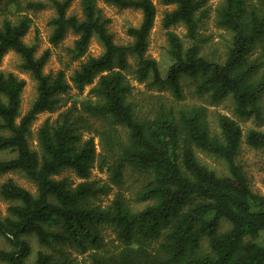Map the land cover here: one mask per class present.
<instances>
[{"label":"trees","instance_id":"obj_1","mask_svg":"<svg viewBox=\"0 0 264 264\" xmlns=\"http://www.w3.org/2000/svg\"><path fill=\"white\" fill-rule=\"evenodd\" d=\"M73 1L0 0V62L7 52H15L19 67L36 85V95L21 115L26 81L0 71V153L6 155L0 157V174L20 173L35 186L33 193L12 179L0 184V196L14 202L6 216L0 214V237L8 244L0 249V262L30 264L32 236L58 255L37 251L31 264H69L65 247L91 250V264H264V195L252 190L237 162L242 143L264 150V130L243 133L235 120L218 114L219 132L211 134L200 109L177 114L160 109L154 118L140 117L127 99L132 86L125 73L130 71L148 87L168 85L176 100L182 99L180 76L197 79V92L207 93L213 103L230 97L239 118L264 126V0H222L216 25L231 38L221 61L200 50L198 30L207 16V0H161L174 6L165 13L163 26L182 24L188 41L186 45L176 33L167 32L171 62L165 75L146 54L156 15L152 0H103L141 12L139 25L126 30L129 44L114 41L96 0H80V15L69 12ZM46 7L54 10L48 21L50 43L60 42L69 30L77 35L68 49L72 59L86 54L93 37L103 48L69 77L62 69L44 73L50 51L37 56L35 44L23 39L31 19L21 11ZM95 80L89 90L93 99L82 100L77 112L70 107L41 123L35 133L39 150L33 149L29 139L37 116L56 111L71 88L80 92ZM95 120L104 122L102 128ZM84 132L99 135L120 157L110 176L114 183L121 182L124 164L148 173L150 180L139 198L149 204L133 210L120 197L103 208L91 204L107 188L88 180L96 144L92 136L84 138ZM194 148L222 160L228 173L219 175L202 164ZM66 168L82 181L73 185L67 177L55 178ZM222 220L229 224L224 231L219 229ZM104 225L116 231L118 243L112 248L99 235ZM203 239L207 253L200 252ZM156 240L158 246L151 248Z\"/></svg>","mask_w":264,"mask_h":264},{"label":"rangeland","instance_id":"obj_2","mask_svg":"<svg viewBox=\"0 0 264 264\" xmlns=\"http://www.w3.org/2000/svg\"><path fill=\"white\" fill-rule=\"evenodd\" d=\"M5 1V0H4ZM26 1H44V0H21ZM155 8L156 15L154 19L153 27L148 36V47L146 54L155 59L159 65V69L162 75H165L169 64L170 57L167 53V32L172 31L176 33L186 45L188 41L186 38V29L182 24L172 25L169 28L163 26V17L166 12L173 9V5H165L161 0H152ZM222 0H207V16L203 20L202 26L199 28V38L203 40L200 44L201 54L205 57L221 61L226 54V46L230 41V33L216 25V10L221 4ZM97 7L102 11L105 18H108V30L113 34L114 41L118 44H129L131 38L127 35L126 30L130 26L139 25L142 14L139 10L124 8L120 9L116 6L105 3L103 0H96ZM70 13L76 15L81 14L80 0H74L69 8ZM22 14H27L31 19L30 28L24 36V41L27 44H35L36 55H40L44 50L48 49L50 55L47 63L44 66V73H55L62 69L65 71L67 77L84 61L88 56L99 55L103 48L100 42L96 38H92L86 54L79 59H72L68 49L72 46L74 39L77 37L72 31H67L65 37L57 44H52L49 41L51 33V27L48 25L49 19L54 15V10L50 7H46L41 10H23ZM11 19L14 16L10 15ZM2 16H0V23ZM257 53H254L256 55ZM258 55V54H257ZM128 61L131 66L134 67V60L132 56L128 57ZM20 57L13 51H9L5 54L0 62V71L11 72L26 81L25 87L21 94L20 114L23 115L30 107L36 95V85L32 77L20 67ZM126 79L132 86L129 93L128 100L134 104L136 113L143 118H154L156 113L163 109L166 112L172 111L177 114L180 110L200 109L203 111V115L208 123V127L211 134H217L219 132L217 125V115L224 114L235 120L241 127L242 132L250 128L264 130V126H259L251 119H241L233 111V103L230 97L224 99L220 103H213L207 93H199L196 91L197 79L181 75L180 82L182 85V99L176 100L168 85L163 88L148 87L145 83L137 82L130 71H125ZM96 83L86 86L82 91H78L76 88H71L66 94L62 96V101L59 108L52 113H40L35 121L32 123L31 131L32 137L29 139L30 146L33 149L39 150L36 141V130L41 123L49 118L54 120L60 112L65 111L70 107H75L77 110L80 107L82 100L92 98V94L89 93L90 88ZM96 126H101L103 123L101 120H95ZM121 131V137H125L123 129ZM92 136L96 144V158L93 167L90 170L88 180L94 181L98 185L106 186L105 193L99 194L96 198L92 199L91 204L99 207H106L114 198L120 197L123 201L133 210H139L149 204L147 200H140V190L147 185L150 180L148 173L133 169L127 164L123 165L121 182L114 183L110 176L113 167L120 163L121 159L117 153H114L105 144V141L101 137L94 133L84 132L83 137L87 138ZM197 159L207 166L209 169L214 170L219 175H226L228 169L226 164L217 158H214L197 148H194ZM0 157H6V155L0 153ZM237 162L242 166L245 172L250 186L253 191L264 195V150L254 149L242 143L240 153L237 157ZM67 177L73 185L82 181L78 178L74 171L71 169H63L55 178ZM7 179L14 180L20 186L35 192L34 184L25 178L22 174L17 172H9L0 174V184ZM14 202L4 200L0 196V214L2 217L7 215V207ZM229 227V224L222 220L220 222V230L224 231ZM99 235L103 242L108 244L112 248L118 243L116 239V231L111 226H99ZM31 245V254L28 258V263H32L37 251H46L49 253H57L54 249L40 246L35 237H28ZM160 240L153 241L150 245L151 248L158 246ZM8 248L6 241L0 237V249ZM64 257L68 259L69 264H91L89 254L91 250L81 252L74 248H63ZM209 247L206 239L201 242L200 252L207 253ZM0 264H5L0 262Z\"/></svg>","mask_w":264,"mask_h":264}]
</instances>
